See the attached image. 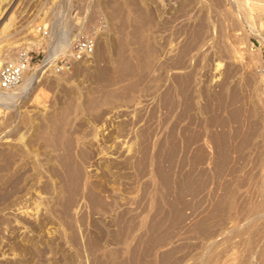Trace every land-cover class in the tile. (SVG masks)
Instances as JSON below:
<instances>
[{
	"label": "rangeland",
	"instance_id": "1",
	"mask_svg": "<svg viewBox=\"0 0 264 264\" xmlns=\"http://www.w3.org/2000/svg\"><path fill=\"white\" fill-rule=\"evenodd\" d=\"M242 4L0 0V68L33 59L0 85V264H264V3Z\"/></svg>",
	"mask_w": 264,
	"mask_h": 264
},
{
	"label": "bare ground",
	"instance_id": "2",
	"mask_svg": "<svg viewBox=\"0 0 264 264\" xmlns=\"http://www.w3.org/2000/svg\"><path fill=\"white\" fill-rule=\"evenodd\" d=\"M2 1H4V2H9V1H11V0H2ZM242 2L246 5V6H243L244 4H242ZM239 3L240 4H242V5H240V9H239V11H240V13H246L247 15H250L251 14V10L252 9H254V6L253 5H255V6H257V5H260L261 3H264V0H239ZM253 4V5H252ZM262 5V4H261ZM241 6H243V7H246L247 8V6L249 7L248 9H246V8H244L243 9V7H242V9H241ZM263 6V5H262ZM246 9V10H245ZM243 11V12H242ZM254 14V13H253ZM252 15V14H251ZM254 17H255V15H253ZM252 16V17H253ZM248 22H250V23H252L250 20H248ZM69 46V45H68ZM64 46H62V48H63ZM67 47V46H66ZM66 47H64V49H66ZM62 50V49H61ZM60 51V50H59ZM53 52V51H52ZM52 52H50L52 55H53V53ZM56 52V51H55ZM49 53V54H50ZM57 53L59 54V52L57 51ZM56 53V54H57ZM49 54H48V56H49ZM47 56V60H48V58L50 57L51 59H54V58H52V57H55V53H54V55L51 57V56H49L48 57ZM57 56V55H56ZM49 58V59H50ZM50 59V61H53V60H51ZM44 61H46V59L44 58ZM43 61V62H44ZM43 62H41L42 64H44ZM47 62H49V61H47ZM46 62V63H47ZM45 63V64H46ZM219 64V63H218ZM41 65V64H40ZM48 65V64H47ZM220 65V64H219ZM44 66V65H43ZM39 67V66H38ZM41 68H43V67H41ZM44 69H45V67H44ZM42 70V69H41ZM40 72V71H39ZM35 73H36V70H35V72L34 73H32V75H30V76H27V79L26 80H24L25 81V84H27L26 86L28 87V84H29V82L31 83H35L36 81H35V79L40 75H37V73H38V68H37V73H36V75H35ZM35 81V82H34ZM18 85V84H17ZM20 85H22V84H20ZM30 85L31 84H29V87H30ZM26 86L24 87L23 86V88L24 89H27L26 88ZM20 87V86H19ZM16 89H18L20 92H21V90H24V89H22V88H16ZM15 89V90H16ZM21 89V90H20ZM28 90V89H27ZM26 90V91H27ZM17 91V90H16ZM25 91V90H24ZM237 96H235L234 98H236ZM237 99V98H236ZM166 100V99H165ZM240 110V109H239ZM235 111V112H232V117L234 118V119H241V115H243L242 114V112H241V110L240 111ZM247 110V109H246ZM248 111V110H247ZM248 113V112H247ZM251 113V112H250ZM246 115V114H245ZM245 115H243V117L245 116ZM243 123V122H242ZM245 128V127H244ZM249 128V127H248ZM148 129H150V128H148ZM255 129V128H254ZM148 131V130H147ZM241 131H243V130H241ZM151 132V131H150ZM173 133V132H172ZM155 134V133H154ZM139 135V134H138ZM143 136V135H142ZM150 136H151V134H150ZM149 136V137H150ZM249 137H244V138H242L241 140H240V144H239V146L241 145V147H243L244 148V146H247V145H249L250 144V140H251V137L253 136V135H248ZM172 137L174 138V135H172ZM232 138H234V137H232ZM140 139V138H139ZM138 139V140H139ZM142 139V138H141ZM177 139V138H176ZM176 139H174V141L176 140ZM227 139V140H226ZM147 141V140H146ZM139 142V141H138ZM223 142H224V147L226 148V153H227V156L229 155V157H230V153H231V151H232V149H231V144H232V140H231V136L230 135H226L225 137H224V139H223ZM140 143V142H139ZM138 143V144H139ZM166 143H168V140L166 141ZM166 143H165V145H166ZM174 143V142H173ZM234 143V142H233ZM237 143V142H236ZM222 144V143H221ZM161 145V144H160ZM235 145V144H234ZM168 146H169V143H168ZM166 147H167V145H166ZM233 147V146H232ZM240 147V148H241ZM249 147V146H248ZM176 148V147H175ZM234 148V147H233ZM239 148V149H240ZM164 149V148H163ZM71 150H72V144H71V141H69L68 142V144L66 145V152L63 154V157H62V159H61V167L63 168V169H69V166L71 165V164H73V162H74V159H73V156H72V153H71ZM144 150V149H143ZM142 150V151H143ZM165 151V150H164ZM163 151V152H164ZM162 152V153H163ZM164 154H161L160 156H163ZM160 158H162V157H160ZM164 158V157H163ZM76 169V168H75ZM72 170V169H71ZM71 170L69 171V173H65L66 175H65V177H64V180L63 181H61V185H63V188L65 189L66 188V186H68V181H71V178H72V176H73V174L75 175L76 174V176H78V173H80L81 174V170L80 169H78L76 172H71ZM64 171V170H63ZM78 172V173H77ZM160 172H161V170H160ZM70 175H72L71 177H70ZM189 184V183H188ZM68 188V187H67ZM77 188H79V186H77L75 189H74V187H70V191H75ZM33 204V203H32ZM68 204V203H67ZM65 205L64 206V208L65 209H69L70 208V206H68V205ZM35 207V206H34Z\"/></svg>",
	"mask_w": 264,
	"mask_h": 264
},
{
	"label": "built area",
	"instance_id": "3",
	"mask_svg": "<svg viewBox=\"0 0 264 264\" xmlns=\"http://www.w3.org/2000/svg\"><path fill=\"white\" fill-rule=\"evenodd\" d=\"M32 56L27 51H22L15 60L6 61L0 68V85L8 89L15 85L22 77L24 72L31 67Z\"/></svg>",
	"mask_w": 264,
	"mask_h": 264
}]
</instances>
